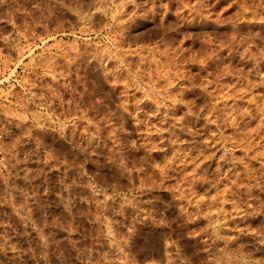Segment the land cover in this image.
Here are the masks:
<instances>
[{
    "label": "clouds",
    "instance_id": "9594fccd",
    "mask_svg": "<svg viewBox=\"0 0 264 264\" xmlns=\"http://www.w3.org/2000/svg\"><path fill=\"white\" fill-rule=\"evenodd\" d=\"M0 264H264V0H0Z\"/></svg>",
    "mask_w": 264,
    "mask_h": 264
}]
</instances>
